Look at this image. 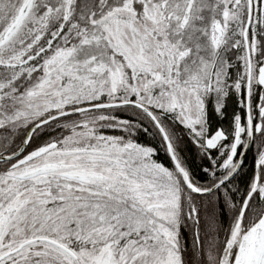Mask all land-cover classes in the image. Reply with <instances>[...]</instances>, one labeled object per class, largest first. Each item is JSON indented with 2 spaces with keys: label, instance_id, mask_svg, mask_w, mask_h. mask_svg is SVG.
<instances>
[{
  "label": "snow or ice",
  "instance_id": "6c2138e0",
  "mask_svg": "<svg viewBox=\"0 0 264 264\" xmlns=\"http://www.w3.org/2000/svg\"><path fill=\"white\" fill-rule=\"evenodd\" d=\"M0 264H264V0H0Z\"/></svg>",
  "mask_w": 264,
  "mask_h": 264
}]
</instances>
